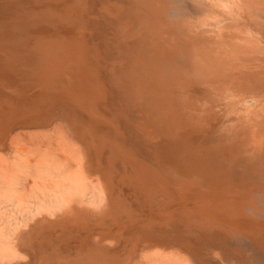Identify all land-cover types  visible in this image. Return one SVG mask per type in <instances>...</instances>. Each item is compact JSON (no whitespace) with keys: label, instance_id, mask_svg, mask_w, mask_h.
I'll return each instance as SVG.
<instances>
[{"label":"bare ground","instance_id":"obj_1","mask_svg":"<svg viewBox=\"0 0 264 264\" xmlns=\"http://www.w3.org/2000/svg\"><path fill=\"white\" fill-rule=\"evenodd\" d=\"M50 1L71 2L30 11L26 22L0 21L19 35L0 39V71L25 83L0 78V264H27L21 248L35 242L51 248L38 264H202L210 240L189 233L166 242L188 226L263 240L264 0H208L195 16L172 14L169 0H133L138 25L114 30L134 39L133 61L126 80L111 85L99 82L86 51L89 0ZM46 19L76 32L28 46L21 33ZM26 89L35 93L23 102ZM51 108L61 117L53 127L13 132ZM71 108L72 122L63 117ZM25 141L46 161L34 162ZM56 144L83 161L64 167L71 156L46 150ZM185 145L204 159L197 173L182 159ZM194 185L206 187L201 198L189 194ZM178 201L188 204L168 207ZM75 241L79 248H69Z\"/></svg>","mask_w":264,"mask_h":264},{"label":"rangeland","instance_id":"obj_2","mask_svg":"<svg viewBox=\"0 0 264 264\" xmlns=\"http://www.w3.org/2000/svg\"><path fill=\"white\" fill-rule=\"evenodd\" d=\"M169 1H171L172 4V14H176L178 12V9L180 8V10L182 9L181 12L183 11L188 15L192 13V16H195L196 14H202L209 3L208 0ZM67 2L70 3L71 1ZM67 2H52L50 0H15L10 5L0 6V21L9 20L14 16L17 18H11L12 20L17 19L18 21L26 22L33 17L32 15H30V11H32V13H34L35 11L44 12L46 10H52L54 7L62 9L63 7H66L65 5ZM107 7L109 11L106 10ZM133 7V0H89V2L87 3V7L84 12V36L87 41L86 51L90 54V60L93 61L92 65H95L98 69L100 76L98 80L101 83H107L111 85V81H113L115 78L126 80L124 76L129 75L128 67L131 66V63L133 61V53L131 49L128 50V48L130 45L134 44V39L121 41L120 38H122L124 34H117V37L114 38V36H116L114 30L115 28H117L116 26L120 24L124 25L125 22L132 25V29H130L131 31L136 28V26L138 25L136 18H134L133 16L130 18V9H132ZM26 12H28V14ZM51 21V19H46L42 24L25 30L23 33H21V37H26L27 45L32 46L35 43V37L37 36H53L56 34L71 36L76 32V28L74 26L58 24V26L55 27L54 23ZM18 37V34L10 33V31L2 30L0 28V39H14ZM188 56L189 55L185 54L184 52L180 55V60L182 59V64L186 66V70H188L191 65L188 60L192 59V57L190 58V56ZM122 75L124 76L122 77ZM0 78L7 81L12 87H17L18 85L23 87L25 84L22 82V78H18L12 74H9L5 70L0 71ZM110 88L111 86L108 87V89ZM21 93V100L23 102H27L30 99V96L35 93V90L26 89L25 92ZM55 111L59 112L60 110H53V108H51V110L48 109L42 114L34 115L29 119L18 121L13 127V132L15 133L24 129L32 130L37 128H51L58 120L61 119L60 116H57L55 114ZM76 116L77 110L74 108L69 109L68 112L63 114V117L69 119L71 122ZM25 147L29 148L28 154L34 156V162H38L41 164L46 161V156L44 155V158L41 157L40 159L37 154V152L39 151H34V147L32 145H29L27 147L26 142ZM188 147L189 145H185L181 148V152L184 153L182 159L186 163L187 169L189 171L197 173V170H199L200 166H202L204 159L199 154H193L192 149L188 150ZM46 150L47 152H50L54 155L71 156L73 162H69L68 166H64L68 169H70V166L81 163L83 161V158L81 159L79 155L77 156V154H75L73 150L62 148L60 146H57V144L56 149L48 148ZM54 155L53 158H56ZM64 174L66 173L62 171L61 175ZM50 176L51 174L48 176V178ZM50 178L52 179V176ZM32 180L33 181L30 184V190H34V188L37 187L33 191V194H35L38 193L40 189L38 188L39 179L33 177ZM237 180L242 181L241 178H238ZM260 180L264 184V178H261ZM249 183L247 182V184ZM203 185H194L190 189L189 194L197 195L201 198V192L207 191L206 187ZM260 201L264 203V197ZM187 204V201H178L171 203L168 207L172 209L175 208L177 209V211H180L181 208ZM146 211L148 212V214H151L150 210ZM42 218L43 217H39L40 220ZM39 224L40 222L38 221L32 224V226L36 229ZM32 231L31 233H29L30 236L33 234ZM189 233L192 235H201L202 237L206 238L205 240H210L205 242V249L207 250V253L201 258L202 264H264V239L260 241H252L246 237L236 235L225 237L222 236L223 234L220 233L218 229L213 230L210 233H201L198 232L195 227L188 226L186 228L180 227L177 232L171 231L170 241L166 242L171 246L177 245L182 240V235H186ZM80 243L81 241L71 242L68 247L79 248ZM49 247L50 246L48 244L39 242L28 244L27 247H22L21 251L23 253H26L30 257L28 261L24 262L27 264H38V257L43 253H48L51 250V248Z\"/></svg>","mask_w":264,"mask_h":264}]
</instances>
